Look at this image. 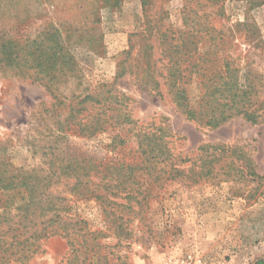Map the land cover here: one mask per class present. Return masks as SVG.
Returning <instances> with one entry per match:
<instances>
[{
    "label": "rangeland",
    "instance_id": "obj_1",
    "mask_svg": "<svg viewBox=\"0 0 264 264\" xmlns=\"http://www.w3.org/2000/svg\"><path fill=\"white\" fill-rule=\"evenodd\" d=\"M41 50L77 60L76 76L55 83L59 97L116 82L139 125L165 123L174 157L188 159L174 161L182 176L142 180L150 198L136 215L114 206L107 219L99 202L66 192L70 212L97 237L86 261L76 264H252L264 258V115L258 123L240 115L210 128L187 119L168 88L176 61L196 106L201 82H211L228 62L250 68L257 87L252 100L261 107L264 0H0V163L43 168L56 147L132 161L139 153L130 126L92 138L55 136V118L46 120L54 100L47 79L31 76ZM114 133L124 140L117 147ZM42 250L29 264L72 257L59 236L43 241Z\"/></svg>",
    "mask_w": 264,
    "mask_h": 264
},
{
    "label": "trees",
    "instance_id": "obj_2",
    "mask_svg": "<svg viewBox=\"0 0 264 264\" xmlns=\"http://www.w3.org/2000/svg\"><path fill=\"white\" fill-rule=\"evenodd\" d=\"M179 47L182 46L177 49ZM175 52L179 53V50ZM34 57L36 70L31 76L47 79L44 86L53 95L54 100L48 108L52 114L46 116V120L55 118L52 127L56 137L92 138L111 128L130 126V130L135 129L138 143L135 152L139 156H133L132 161L130 158L113 161L70 155L65 148L56 147L51 149L47 166L43 168L11 167L1 162L0 195H3L1 200L5 208L0 213V264H29L44 251L42 242L56 236L65 239L71 250L72 257L62 264H76L80 259L85 262L87 254L94 249H89L90 242L97 237L95 232L88 230L85 219L70 212L67 203L71 200L64 194L94 199L100 203L107 219L114 214V206L126 208L136 215L148 206L147 199L150 198L143 194L148 190L143 188L144 180L182 176L184 170L174 167V161L187 162L188 159L174 157L170 146L172 133L165 123L151 127L149 123L139 125L133 118L129 96L117 88L116 82L100 83L91 90L73 92L68 98L59 97L61 94L57 93L55 83L60 77L76 76L79 70L76 58L65 53H44L43 50ZM57 61H61L59 67H56ZM176 64L175 61L169 69L168 88L187 119L217 128L240 115L251 123H258L263 117L264 104L255 108L256 103L252 100L257 87L250 68L226 62L224 72L212 74L209 83L201 82L202 94L193 106L185 85L181 84L183 71ZM124 71L120 70L116 78L122 77ZM119 139L122 144L124 140L120 133H114L112 144L115 147ZM61 185L64 189L56 193L55 189ZM141 195L144 196L141 198ZM119 220L123 218L119 217ZM252 264H264V258Z\"/></svg>",
    "mask_w": 264,
    "mask_h": 264
}]
</instances>
